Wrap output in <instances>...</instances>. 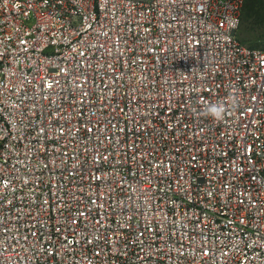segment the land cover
<instances>
[{
	"label": "built area",
	"instance_id": "1",
	"mask_svg": "<svg viewBox=\"0 0 264 264\" xmlns=\"http://www.w3.org/2000/svg\"><path fill=\"white\" fill-rule=\"evenodd\" d=\"M245 2L0 0V264H264Z\"/></svg>",
	"mask_w": 264,
	"mask_h": 264
},
{
	"label": "rangeland",
	"instance_id": "2",
	"mask_svg": "<svg viewBox=\"0 0 264 264\" xmlns=\"http://www.w3.org/2000/svg\"><path fill=\"white\" fill-rule=\"evenodd\" d=\"M241 12V24L238 38L249 46L264 47V9H256L248 17H243Z\"/></svg>",
	"mask_w": 264,
	"mask_h": 264
},
{
	"label": "clouds",
	"instance_id": "3",
	"mask_svg": "<svg viewBox=\"0 0 264 264\" xmlns=\"http://www.w3.org/2000/svg\"><path fill=\"white\" fill-rule=\"evenodd\" d=\"M226 112L225 105L222 103L210 104L206 107V114L216 120H223Z\"/></svg>",
	"mask_w": 264,
	"mask_h": 264
},
{
	"label": "trees",
	"instance_id": "4",
	"mask_svg": "<svg viewBox=\"0 0 264 264\" xmlns=\"http://www.w3.org/2000/svg\"><path fill=\"white\" fill-rule=\"evenodd\" d=\"M256 9H264V0H246L244 7L242 9V12L244 11L243 17L245 18L248 17Z\"/></svg>",
	"mask_w": 264,
	"mask_h": 264
}]
</instances>
